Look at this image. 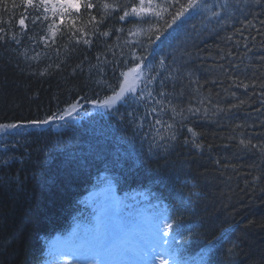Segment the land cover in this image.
<instances>
[{
  "label": "trees",
  "instance_id": "1",
  "mask_svg": "<svg viewBox=\"0 0 264 264\" xmlns=\"http://www.w3.org/2000/svg\"><path fill=\"white\" fill-rule=\"evenodd\" d=\"M104 2L121 7L105 12ZM92 3L68 10L61 23L51 12L44 20L22 0L0 2V123L25 126L74 102L112 96L136 57L154 66L145 70L152 96L120 102L64 131L20 127L2 140L0 161L8 163H0V264L40 262L41 237L70 225L100 170H113L124 191L145 187L166 203L183 257L264 264V0H227L226 7L225 0H203L205 10L186 13L150 47L155 28L133 35L149 24L119 19L137 0ZM178 8L146 19L163 29ZM90 16L104 18L99 31ZM54 20L60 30L53 41ZM69 20L82 29L75 37L67 32ZM170 131L176 140L168 139ZM190 192L199 194L191 204ZM233 244L235 255L228 251Z\"/></svg>",
  "mask_w": 264,
  "mask_h": 264
},
{
  "label": "snow or ice",
  "instance_id": "2",
  "mask_svg": "<svg viewBox=\"0 0 264 264\" xmlns=\"http://www.w3.org/2000/svg\"><path fill=\"white\" fill-rule=\"evenodd\" d=\"M0 2H6V0H0ZM255 2L257 4H259V3H261V0H255ZM22 4L27 5L28 7L32 8L34 11L42 12L44 20H47L49 18L47 13L51 12L53 17H55V16L60 17L61 23H63L64 14L66 12H68V10H75L78 13L80 11L81 4L85 10L91 9V8L96 6L92 3V0H22ZM176 5H179L178 10H176L175 12L169 13L170 20L165 21V26L163 29L156 27L155 24H151L149 22V20L146 19L147 17H155L158 20L163 19V15L165 12L168 11V8L174 7ZM13 6L15 7L17 5L14 4ZM99 6L102 9H104L105 12H107V10L110 8L115 9V8L121 7L119 4H115V3L109 4L107 2H104V3L100 4ZM224 6L225 7L227 6V0H225ZM206 8H207V6L203 3V0H186L185 4H180V0H161V2H159V3H157L156 0H137V3L135 5L128 4V5L124 6L123 15H120L119 19L120 20H126L130 17H138L139 18L138 23H148L149 24V27L147 30L137 27L136 32H132L133 35H135L137 33L152 32L153 29L155 28L156 34L154 36L150 35L148 37L149 42H150L148 47H150L151 44L160 40L161 36L164 35V33L167 32L168 29H171L173 27V25H176L177 22L181 20V18H186V13H190L191 11L200 12L202 10H205ZM212 15L213 16H219V13L218 12H212ZM36 19H40V16H37ZM103 19L104 18H102L100 21H96V18L94 16H90L89 23H93L94 24V30L99 31V24L103 23ZM32 22L35 23L36 20L34 19ZM19 24L24 25V18H21L19 20ZM24 26L26 27V25H24ZM73 29H75V23H74V21L69 20V27L67 28V32H68L70 37H75L77 31H82V29H75V31ZM59 30H60L59 25L55 23V20L53 21L52 24L48 25V32L51 34L53 41H54L55 36ZM119 30L124 31L123 28H121ZM0 31H3V29H0ZM129 31L131 32V30H129ZM100 35L107 36V35H109V32H100ZM12 39L16 40V37L13 36ZM42 39H46V37L42 38ZM0 40H4V37L0 36ZM17 43H19L18 40H17ZM77 43H79V41H77ZM83 43L90 45L91 41L90 40H83ZM145 52L146 53L148 52L147 48H145ZM39 55L40 54L37 53L36 55L30 57V59L36 61V60H38ZM25 56H26V58H28L26 54H25ZM145 58L146 57H136V59L139 61V63H137L135 67L129 68L128 72H121V76L125 77V79H124V81H121L118 83L117 86L119 87V91L114 90L112 96L106 97L102 102L93 101V103H98L99 106H101V107L111 108L115 105V103L117 101L125 100V96L127 94L134 93L136 90V85L139 82H143L146 80L148 84L153 83V80L151 78H149L148 74L151 73L154 66L153 65H145L144 64ZM159 66L164 67V60L163 59H161V61L159 62ZM56 67H59V65H56ZM77 67L79 68L80 66L77 65ZM145 70H147L148 74H146ZM45 73H47V69H45L44 72H41L40 75H44ZM73 75H75V69H73ZM130 75L133 77L131 82H129V80H128V77ZM170 79H179V77L173 76V77H170ZM97 83H102V84H104L105 87H109V88L113 87L107 81H97ZM160 83H161V85H163V81H161ZM144 95H145V93H142L141 97H138V99H142ZM146 95L148 97H151L152 92L148 91L146 93ZM159 95L164 96L165 93L160 92ZM84 99H86V98L81 97V100H84ZM78 103L79 102L70 104L69 108L67 110V113L52 114V115L46 116L44 119L30 120L27 123L39 127L41 125H47L51 121H54V120H64L65 114L71 115V113L77 109ZM153 111H155L154 108H153ZM172 111L173 112L176 111L175 107L172 108ZM189 111L191 112L193 110L190 108ZM157 123H161V121L158 120ZM21 126L22 125L15 124V123L0 124V129H15V128H18ZM173 127L174 126L171 124L167 125V129H169V130L173 129ZM188 131L190 133H192L193 137H196L198 135L191 128H189ZM158 134H159V132H158ZM176 138H177L176 133L174 131H170L168 139L174 141V140H176ZM160 139L164 140L165 136L160 135ZM188 142L189 141H187V140L185 141V143H188ZM191 142L193 144H195V139H193ZM195 146L201 147V145H199V144H196ZM0 163L7 164L8 161H0ZM198 195H199L198 193L190 192L189 193V203L191 204L193 202V198L198 197ZM174 223H175V221H167V220L164 221V224H163L164 231L161 232L162 243H164V244L168 243V241H167V239H165V237L167 236L168 233H171L174 231V228H173ZM237 247H238V245L233 244L232 248H230L228 250L229 253L232 255H235L236 254L235 250ZM150 251L153 253V257L157 258V256H158L157 250L151 249ZM160 259H161V264H168V261L166 259H163L162 257Z\"/></svg>",
  "mask_w": 264,
  "mask_h": 264
},
{
  "label": "rangeland",
  "instance_id": "3",
  "mask_svg": "<svg viewBox=\"0 0 264 264\" xmlns=\"http://www.w3.org/2000/svg\"><path fill=\"white\" fill-rule=\"evenodd\" d=\"M132 79L133 77L130 75L128 77L129 82H131ZM135 92L131 94L134 95ZM82 112L83 108L80 109L79 105L77 109L68 116V119L65 120L64 123L67 124L69 121L75 120L76 116ZM47 125H41L40 127ZM54 126L56 129L61 128V125L58 123ZM0 139L3 140L5 138L0 137ZM106 192L107 191L102 190L95 195H91L88 202L90 205L89 214L93 215L97 222L95 229L103 231L102 238L99 237L98 245L96 247L92 246L90 242L91 238L83 239L84 245L82 246L76 244L71 245L67 238H55L52 239L50 244L48 259L41 264H135L134 261L136 259L133 257L132 253L127 250V243L129 239L134 240V236H132L129 231L125 230V228L121 233H115L114 235V230L120 222L119 220L116 223L113 222L114 218L118 217L114 212V206L117 203L114 197L109 194L110 192ZM138 214L140 217L141 213ZM143 215L142 222L136 223L132 227L139 231L143 240L148 241V245L152 247V249H156L157 244H151L150 235L157 232L160 227L155 220L156 218L150 217L148 212H144ZM149 229L153 232H150ZM63 242H67L68 244V247L65 249L63 248ZM94 251H99L100 257L95 256ZM157 257H159V254ZM102 259L103 263H100L99 261ZM151 264H160V262L152 257Z\"/></svg>",
  "mask_w": 264,
  "mask_h": 264
}]
</instances>
